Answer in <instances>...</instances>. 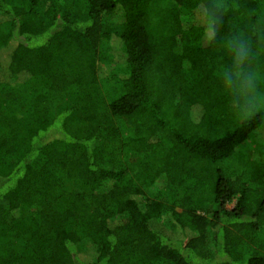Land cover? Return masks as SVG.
Returning a JSON list of instances; mask_svg holds the SVG:
<instances>
[{
	"label": "trees",
	"instance_id": "obj_1",
	"mask_svg": "<svg viewBox=\"0 0 264 264\" xmlns=\"http://www.w3.org/2000/svg\"><path fill=\"white\" fill-rule=\"evenodd\" d=\"M241 34L264 100V0H0V264H264Z\"/></svg>",
	"mask_w": 264,
	"mask_h": 264
},
{
	"label": "clouds",
	"instance_id": "obj_2",
	"mask_svg": "<svg viewBox=\"0 0 264 264\" xmlns=\"http://www.w3.org/2000/svg\"><path fill=\"white\" fill-rule=\"evenodd\" d=\"M220 30L219 18L210 12L207 19L206 35L215 40ZM231 65L219 70L224 88L232 93L239 112L247 115L259 110L264 100L257 94L259 73L253 65L257 53L253 50L250 40L244 35L233 37L229 41Z\"/></svg>",
	"mask_w": 264,
	"mask_h": 264
},
{
	"label": "rangeland",
	"instance_id": "obj_3",
	"mask_svg": "<svg viewBox=\"0 0 264 264\" xmlns=\"http://www.w3.org/2000/svg\"><path fill=\"white\" fill-rule=\"evenodd\" d=\"M6 52L2 51L1 52V64H5L7 63V59H8V56H7V53L5 54ZM116 56V59H117V62H118V65L121 67V68H124L123 64L120 63V56L119 55H115ZM123 72V70H121ZM263 109L264 108V104L261 105V107L259 109ZM261 139L262 138H259V142H261ZM259 142H257L259 144ZM232 207V206H230ZM174 237V235H173ZM94 256V252L92 250H89L88 252L86 253H83L82 257L88 261L92 260V257Z\"/></svg>",
	"mask_w": 264,
	"mask_h": 264
}]
</instances>
